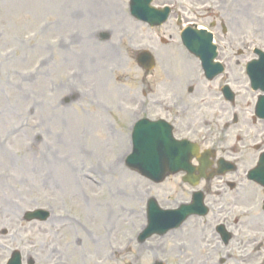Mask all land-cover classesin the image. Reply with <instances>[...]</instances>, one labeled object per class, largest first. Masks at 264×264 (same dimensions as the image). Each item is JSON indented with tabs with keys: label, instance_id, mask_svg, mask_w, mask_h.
Returning a JSON list of instances; mask_svg holds the SVG:
<instances>
[{
	"label": "rangeland",
	"instance_id": "374dc122",
	"mask_svg": "<svg viewBox=\"0 0 264 264\" xmlns=\"http://www.w3.org/2000/svg\"><path fill=\"white\" fill-rule=\"evenodd\" d=\"M114 2L0 0V264L14 248L25 254L44 237L48 247L36 249L44 258L38 264L263 263L264 213L243 196L237 207L223 210V200H211L207 224L190 219L181 229L138 243L147 194L141 177L124 164L130 131L123 110L132 107L123 104V94L128 89L136 96L126 103L139 97L141 73L133 57L145 39L128 16V4L120 0L124 10L113 14ZM252 2L258 3V21L264 0ZM108 28L112 41L124 42L98 43L97 32ZM230 33L225 43H238L240 35ZM83 174L98 185L80 183ZM41 205L52 211L43 225L48 233L33 230L31 239L18 230L19 217ZM225 216L236 234L234 249L219 246L213 234ZM235 217L242 219L238 226ZM201 225H208L205 233ZM252 239L251 254L240 245Z\"/></svg>",
	"mask_w": 264,
	"mask_h": 264
},
{
	"label": "flooded vegetation",
	"instance_id": "af4514ba",
	"mask_svg": "<svg viewBox=\"0 0 264 264\" xmlns=\"http://www.w3.org/2000/svg\"><path fill=\"white\" fill-rule=\"evenodd\" d=\"M181 9L186 10L185 7ZM194 12V9L192 12H188V15L192 14L194 17L188 16L185 17V20L201 19L207 21L211 27L221 29L222 22L216 21L220 19V15L213 16L214 20L210 21L211 14L208 11L197 13V16L194 15ZM227 15L230 23L236 22L235 13L226 12L225 16ZM177 16L181 17L180 14ZM219 44L221 47L218 50V58L224 64L225 71L211 79L204 76L199 60L184 50L180 43L154 46L158 53L169 55V57H161L160 65L161 70L173 78V83L163 88L166 93L179 91L178 87L182 83L179 77L172 73V67L180 66L186 72V81L183 84L186 95L179 97L181 104L175 103L174 107L166 110V116L171 118L174 123L178 122L183 133L197 137L204 142L212 141L221 145L227 141V137L232 132L237 133L233 145L228 150L222 148L223 153L235 158H243L244 163L248 158H251L255 165L258 153L256 144L261 143L264 147V117L260 118L256 115L255 103L258 101L260 93L250 87L246 76V66L249 61L257 57L254 49L264 48V43H246L245 47L242 43ZM177 59L181 61L173 63ZM144 77L146 78V74ZM143 83L145 87V79ZM225 85H229L232 89L233 100H227L224 96ZM159 90L158 86L157 96H160ZM143 95H146L144 90ZM174 95L177 97L176 93ZM184 98L189 104L191 112L188 117L181 116L179 111V107L184 108L182 106ZM151 106L149 105L148 108ZM160 106L158 105L156 108H160ZM203 182L207 183V187L210 189L209 180Z\"/></svg>",
	"mask_w": 264,
	"mask_h": 264
},
{
	"label": "water",
	"instance_id": "95a60500",
	"mask_svg": "<svg viewBox=\"0 0 264 264\" xmlns=\"http://www.w3.org/2000/svg\"><path fill=\"white\" fill-rule=\"evenodd\" d=\"M138 4H139V3H138V0H137L136 3H135V5H138ZM189 39H190V40H189ZM186 40H187L189 43H198L197 38H190V36H188V35H187ZM135 147H136L137 151H140V150H141V144H140V141H139V140H136V142H135ZM150 159L153 160V161L156 160V159H153V158H150ZM129 164H130V166H132V167H136V168H138V167L140 166L139 163H134V164L129 163Z\"/></svg>",
	"mask_w": 264,
	"mask_h": 264
},
{
	"label": "bare ground",
	"instance_id": "6f19581e",
	"mask_svg": "<svg viewBox=\"0 0 264 264\" xmlns=\"http://www.w3.org/2000/svg\"><path fill=\"white\" fill-rule=\"evenodd\" d=\"M79 182H80V183H85V185H86V183H89L88 180H86V178H81V181H79ZM117 221H118V218H117ZM101 227L107 229L106 226H101ZM107 230H108V229H107ZM101 247H102V245H101Z\"/></svg>",
	"mask_w": 264,
	"mask_h": 264
}]
</instances>
